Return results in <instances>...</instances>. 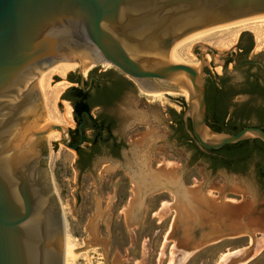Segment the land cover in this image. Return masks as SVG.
<instances>
[{"label": "water", "instance_id": "water-1", "mask_svg": "<svg viewBox=\"0 0 264 264\" xmlns=\"http://www.w3.org/2000/svg\"><path fill=\"white\" fill-rule=\"evenodd\" d=\"M261 18L264 0H0V264H63L65 221L49 178L51 131L63 139L70 132L49 126L39 84L45 68L62 62L91 72L109 63L139 85L177 90L173 82H181L189 93L183 120L191 121L188 133L202 150L264 143L260 127L229 134L208 126L205 57L218 64L214 49L201 46L199 68L167 63L205 32Z\"/></svg>", "mask_w": 264, "mask_h": 264}, {"label": "rangeland", "instance_id": "rangeland-1", "mask_svg": "<svg viewBox=\"0 0 264 264\" xmlns=\"http://www.w3.org/2000/svg\"><path fill=\"white\" fill-rule=\"evenodd\" d=\"M253 25L259 33H243L249 34L255 53H259L264 51V42L260 47L256 40H264V27L260 29L261 22ZM221 34L210 40L212 45H204L215 50L218 64L210 55L205 59L208 73L216 75L223 72L221 59L239 43L238 40L232 49L224 48L227 40L223 41L226 37ZM201 46L187 52L189 59L198 64L194 68L201 64L198 54L205 53ZM80 70L75 68L63 77L51 74L49 84L41 88L47 114L51 111L63 117L71 109L72 124L65 128L69 131L75 127L73 109L62 96L69 88L77 87L68 77L80 78ZM98 70L102 72L95 73ZM81 71L84 82L95 73L128 86L116 111L120 117L118 132L127 130L131 135L127 190L132 191L125 202L113 207L118 184L125 180L122 173L113 177H104V173L99 177L81 175L77 153L65 146L66 138L59 132L60 138L52 139L49 178L73 238L70 264H127L132 262L129 256L139 260L136 264H264V175L259 173V162L255 161L244 173L214 171L211 160L197 157L195 152L194 162L189 163L191 152L178 146L171 133L172 117H183L187 110L185 94L162 91L150 95L151 89L141 85L143 89L109 63H101L91 72ZM59 82L63 83L60 87ZM136 177H149V182L163 186L151 191L142 202ZM171 182L178 186L170 188Z\"/></svg>", "mask_w": 264, "mask_h": 264}, {"label": "flooded vegetation", "instance_id": "flooded-vegetation-1", "mask_svg": "<svg viewBox=\"0 0 264 264\" xmlns=\"http://www.w3.org/2000/svg\"><path fill=\"white\" fill-rule=\"evenodd\" d=\"M252 41L249 35L240 36L238 50L225 58L221 74L208 73L205 69L207 124H211L214 129L226 128L223 133L234 134L247 126L264 128V51L255 53ZM101 72L98 70L95 73ZM95 73H91L83 87L81 77L71 82L82 92L71 91L68 94L66 101L72 105L75 127L71 128L70 138H66L64 143L68 141L76 149L77 169L81 175L93 174L99 177L104 173V177H113L122 173L125 180L118 184L114 207L118 202H125L128 193L132 191L127 190V148L131 135L127 130L118 132L120 117L116 111L117 105L127 94L128 86L122 81L107 80L104 79L106 75ZM171 124L174 125L171 133L177 145L191 152L189 163L194 162L196 147L200 151L202 149L188 133V130L192 131L191 121L186 124L183 117H172ZM219 169L229 172L224 167ZM147 178L134 179L138 187H141L139 200L142 202L151 191L163 186L149 182L152 178ZM176 186L177 182L169 184L171 188ZM129 258L132 262L127 264L139 262L132 256ZM149 258L152 259V256Z\"/></svg>", "mask_w": 264, "mask_h": 264}, {"label": "bare ground", "instance_id": "bare-ground-1", "mask_svg": "<svg viewBox=\"0 0 264 264\" xmlns=\"http://www.w3.org/2000/svg\"><path fill=\"white\" fill-rule=\"evenodd\" d=\"M260 22L262 23V25L259 26L260 29H261V27H264V18L244 20V21H241V22H238V23H235V24H231V25H228V26H225V27H222V28H218V29H215V30H212V31L205 32L202 35L198 36L197 38L193 39L192 41H190L187 44H185L182 47H180L173 54V56L167 61V63L173 64V65H187V66H191V67H196L198 64L195 61L193 62V61H191L189 59V55H187L188 51L190 52L191 49H193V48H195V47H197L199 45H202V47H208V46H204V45L211 44V43H209L210 40L215 39L216 36L219 37L220 33H222L221 37H222V35L224 37H226V38H223V41L227 40L226 41L227 44H224L225 45L224 48L232 49L233 47L236 46V44H237V42H238V40H239V38H240V36L242 35L243 32H245V31H253V32L256 31V32L259 33V31H258L259 29L257 28V26H255L253 24L260 23ZM259 35L261 36V33ZM262 35H263V33H262ZM256 36L258 37V34ZM263 37H264V35H263ZM220 39H218V40H220ZM224 39H226V40H224ZM263 42H264L263 39H257L256 40L257 45H260V47H261V45H263ZM221 43H222V41H221ZM217 46H213V47L216 48ZM262 47H264V46H262ZM224 48H223V50H224ZM217 49H218V47H217ZM45 69H48V70L45 71ZM45 69H44L45 72H43V75H42L40 83H39L40 84V88H44V87H46V85L49 84L48 82H49L51 74L52 75L56 74L58 76H62L63 77V75H66L69 71H71V70L73 71V69H75V67L67 65V64H64L62 62H57L54 65V67H52L50 69L49 68H45ZM173 83L177 87L178 91H172L171 88H169V89L165 88V87H169V85H171V83H169V84H167V83L166 84H162V83H144V84H142V86H144V87H146L148 89H151L150 91H148V94H150V95H159V94L162 93V91H165V92L170 93V94H172V93H180L181 92V93L185 94L187 96V98H189V93L182 86L181 82H173ZM62 84H63L62 82H59V83H57V86L60 87ZM70 110H67L66 113L63 115V117H58V116H56V114H53V112L48 111L47 116H48L49 123L50 124L57 123L56 126H58L59 123L61 124V126L63 124V127H62L63 129H65L67 127V125L70 126V124H72V115H71ZM60 135L61 134L59 133V131H57V132L51 131L52 139H59ZM52 194H53V191H52ZM62 215H65V214H62ZM63 219L65 221L64 217H63ZM72 239L73 238L68 233L67 228L65 226V235H64V241H63V264H70L72 248H73V245H72L73 244V240Z\"/></svg>", "mask_w": 264, "mask_h": 264}, {"label": "trees", "instance_id": "trees-1", "mask_svg": "<svg viewBox=\"0 0 264 264\" xmlns=\"http://www.w3.org/2000/svg\"><path fill=\"white\" fill-rule=\"evenodd\" d=\"M243 35H249L248 33H243ZM253 44V41H252ZM70 82H74L72 75L68 77ZM71 91L82 92L76 87L69 88L62 96L63 100H67L68 94ZM182 118L181 115L178 117ZM209 126L218 133L225 132L226 128L214 129L211 124ZM244 128V127H243ZM243 128H240L242 130ZM264 129V128H263ZM239 130V131H240ZM197 157L203 156L204 158H209L212 162V169L214 171L219 168H226L229 172L233 173H244L250 166L257 161L258 170L261 175H264V143L259 139L246 140L234 145H227L220 150L207 151L210 154L203 153L197 147ZM210 155V156H209Z\"/></svg>", "mask_w": 264, "mask_h": 264}]
</instances>
